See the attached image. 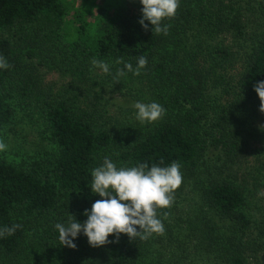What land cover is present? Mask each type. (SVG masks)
Here are the masks:
<instances>
[{"label": "trees", "instance_id": "obj_1", "mask_svg": "<svg viewBox=\"0 0 264 264\" xmlns=\"http://www.w3.org/2000/svg\"><path fill=\"white\" fill-rule=\"evenodd\" d=\"M250 6L231 0H179L176 15L162 21L170 25L168 34L156 35L139 24L140 0H123L112 10L103 9L106 18L95 35L89 32L95 26L89 27L81 16L77 38L69 40L67 32L61 35L59 51L73 60L122 58L135 68L136 57L146 56L147 66L141 70L147 74L146 86L163 92L165 118L121 149L123 167L141 163L167 167L177 162L181 170H194L209 145L220 149L225 159H235L247 152L250 141L264 140L257 126L264 125V113L254 90L264 81V21L256 32H247L243 14ZM66 15L62 0H0V30L35 24L58 30ZM35 47L24 39H0V57L11 66L0 68V134L14 119L16 99L22 108L41 111L55 154L47 164L36 162L30 171L0 154V228L21 225L13 235L0 237V260L22 252L26 228L19 218H29L36 222L39 264H264V197L259 196L261 208L247 212L250 199H256L252 191L257 195L264 191L260 179L264 156L258 171L203 186L202 204L224 221L198 217L168 260L153 259L139 238L130 240L126 234H120L118 242L115 234L110 235L111 243L94 248L81 232L73 241L76 249L63 247L55 225L67 224L69 214L86 221L91 173L114 145V134L106 121L109 116L97 104L90 103V110L77 98L57 99L38 86L24 63ZM215 117L217 131L204 136L202 124L210 126Z\"/></svg>", "mask_w": 264, "mask_h": 264}, {"label": "rangeland", "instance_id": "obj_2", "mask_svg": "<svg viewBox=\"0 0 264 264\" xmlns=\"http://www.w3.org/2000/svg\"><path fill=\"white\" fill-rule=\"evenodd\" d=\"M66 8L65 25L56 30L45 24H35L25 27H16L8 30H0V39L7 38L13 41L24 39L34 44L36 47L32 51V56H25V66L31 69L36 77L38 86L43 91L50 92L54 98L63 97L78 99L84 107L90 109L89 104H97L104 116H109L106 121H110L108 127L114 134V145L99 159V166L103 164L105 156L116 164L123 167L119 154L128 142L135 139L139 134L149 131L165 114L155 122H141L137 120V110L134 104L156 102L162 106L163 92L151 90L146 86L147 74L141 72L139 76L131 72L119 78V83L114 79L117 69L121 68L116 62H107L110 65V72L103 73L98 68H93L89 59H69L63 56L59 49L62 47V36L64 32L69 35V40L77 38L75 35L78 26L79 16L86 18L89 27L95 26L90 34L95 35L102 27L100 20L106 18L104 10H112V5L122 4L123 0H62ZM235 5H248V12L243 14L244 24L247 32L259 30L261 21H264V0H231ZM96 32V33H95ZM61 36V38H60ZM32 49V48H31ZM25 51L26 48H25ZM54 54V56H53ZM92 68V71L89 69ZM219 90H214L217 93ZM225 99V98H224ZM221 100L222 101H224ZM13 109L14 119L6 129L0 134V141L6 145V149L0 154L13 162L23 170L30 171L36 162L47 164L48 160L54 159L55 151L49 140V126L37 108H22L15 99ZM218 103L219 100H218ZM217 103V104H218ZM91 110V109H90ZM213 122L209 126L202 124L203 134L212 137L216 132L213 124L218 119L212 118ZM257 126L260 125L257 123ZM247 152L241 153L238 158L225 159L221 155L220 149L209 145L205 155L198 160L194 170L180 169L182 184L174 192V202L168 208H158L157 218L161 219L164 225L163 234H152L148 240H141L145 250H151L154 258H164L168 260L170 253L179 246L181 238L192 230L191 223L198 221V217L206 216L216 223L222 224L219 216L212 209L202 204L201 191L203 186L214 179L236 178L244 176L246 171H258V165L264 156V140L261 138L249 142ZM263 149L257 153L258 149ZM262 152V153H261ZM262 155V156H260ZM234 159V161H233ZM264 159V157H263ZM233 167V172H231ZM243 170V171H242ZM264 173V170H262ZM237 173V175H234ZM253 177V176H249ZM264 181V176L260 177ZM252 181V179H249ZM263 190H259L261 192ZM258 192V193H259ZM256 199H250L247 212L254 213L262 207V201L256 190L252 191ZM90 204L96 200L103 199L98 194H94L92 189L88 193ZM264 197V196H263ZM165 213L167 218L165 219ZM25 221L26 238L22 246V252L13 259H1L0 264H39L38 263V238L36 222L29 218H19ZM229 223L228 221H225ZM165 251V253H164ZM163 252V255L160 254ZM196 253H193V256ZM196 256H198L196 254ZM150 257L151 253H150ZM171 262V261H170Z\"/></svg>", "mask_w": 264, "mask_h": 264}, {"label": "clouds", "instance_id": "obj_3", "mask_svg": "<svg viewBox=\"0 0 264 264\" xmlns=\"http://www.w3.org/2000/svg\"><path fill=\"white\" fill-rule=\"evenodd\" d=\"M143 5L139 24L143 29L152 31L153 34L163 33L167 35L170 25L162 24L166 18H173L179 7V0H140ZM151 25V29L149 28ZM137 66L125 63L120 58L117 64H123V68L117 69L114 79L119 83V78L131 72L139 76L141 70L147 66L146 56L136 57ZM93 68L110 72V65L95 57L90 61ZM11 67L7 60L0 57V68ZM92 71V68L89 69ZM254 90L260 99L259 111L264 113V81L254 85ZM137 110L136 118L141 122H155L164 114L165 109L158 103L134 104ZM264 132V125H260ZM6 149V145L0 141V151ZM163 160L160 164H163ZM92 183L90 188L94 194L103 199L96 200L91 210L83 213L87 217L83 223L78 222L75 216L69 214L67 224L57 223L56 230L59 233V242L63 247L76 249L73 242L82 232L90 246L101 247L109 241V236L115 234L117 242L120 234H126L130 240L139 238L148 240L152 234H163L165 229L161 219L157 218L158 208H168L174 202V192L182 184L180 165L173 162L170 166L161 167L153 164L151 168L147 163H141L134 167H117L116 164L105 156L103 164L92 170ZM264 196V191L258 193ZM167 213H165V219ZM21 225L14 224L11 227L0 228V237L11 236Z\"/></svg>", "mask_w": 264, "mask_h": 264}]
</instances>
